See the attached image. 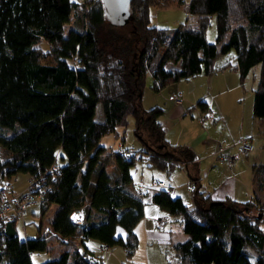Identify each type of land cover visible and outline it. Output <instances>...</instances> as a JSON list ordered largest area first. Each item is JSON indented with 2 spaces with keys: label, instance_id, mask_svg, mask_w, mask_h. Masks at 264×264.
I'll use <instances>...</instances> for the list:
<instances>
[{
  "label": "trees",
  "instance_id": "trees-1",
  "mask_svg": "<svg viewBox=\"0 0 264 264\" xmlns=\"http://www.w3.org/2000/svg\"><path fill=\"white\" fill-rule=\"evenodd\" d=\"M182 3L131 0L132 44L120 56L116 47L104 49V35L113 34L114 25L106 20L100 0H0V147L7 154L0 157V178L26 173L38 180L45 189L41 213L56 205L49 224L70 247L34 263L32 253L52 250L47 235L19 238L18 219L10 212L0 217V264H104L87 247L89 239L108 248L123 246L129 257L134 255V228L146 204L131 177L136 156L123 150L107 154L101 137L132 114L137 136L144 124L155 136V146L139 136L140 159L170 173L195 158L188 147L165 139L162 107H142L148 71L156 91L214 73L215 59L233 50L228 68L238 73L241 84L252 70L257 72L252 111L255 119H264V0H190L194 22L173 29L151 24V6ZM212 15L216 38L209 42ZM98 105L102 119L95 118ZM196 106L207 115L204 99ZM106 157L113 158V179ZM252 181L253 196L245 201L214 198L196 186L191 205L168 189L149 196L169 221L178 217L186 235L170 242L177 264H264V164L254 167ZM75 211L83 213L81 223L72 220ZM118 228L124 236L117 235Z\"/></svg>",
  "mask_w": 264,
  "mask_h": 264
},
{
  "label": "rangeland",
  "instance_id": "rangeland-1",
  "mask_svg": "<svg viewBox=\"0 0 264 264\" xmlns=\"http://www.w3.org/2000/svg\"><path fill=\"white\" fill-rule=\"evenodd\" d=\"M72 1H78L82 3L86 0ZM189 1L190 0H183V3L181 5H170L166 7L151 6L149 9L151 24L158 27L173 29L182 23L194 22L196 16L188 12L187 6ZM70 27L71 26L66 27L65 32H67ZM130 28L131 26L129 24L125 26H113V32L115 34H111L110 32L104 35L106 45L108 44V48L104 47V49L110 51V48L116 47L118 49V52L121 53L120 56L127 55L132 44L131 38H133V36L129 32ZM206 38L209 42L215 41V15L209 17V24L206 29ZM42 44L47 45V43L45 42H42ZM229 62L234 63L233 50L225 55H219L215 59L213 63V68L215 69L214 73L209 75L200 73L187 80L168 83L163 88L156 91L152 88L154 79L152 77V74L148 71L143 80L141 98L142 107L145 110H148L154 106L162 107L164 113L160 117V121L165 126V128L171 129L169 132L174 137L175 133H173V131H182L185 129L184 127L189 126L195 128V125H198L199 129H202L205 134H210L212 136L215 135L216 138L221 137V133H223V131L226 129L224 125H217V127L212 125L211 128L209 121L206 118L203 123L200 122L201 115L203 116V113H206V110L202 111L201 109L194 108L193 110L197 113L195 116L193 115V117L191 110L187 115H185V117H178L176 113H172L175 110L172 107L180 103H176L174 100L169 99V95H182L185 99V103L183 105L184 107H188L190 105L196 106L199 99H205L211 105L221 104L225 109H228V99H246L245 102H249L250 104V101L253 102V88L257 83V72L255 70H252L244 80L243 84H241L238 73L234 72L231 69L232 67L228 68ZM224 65H227L225 67L226 69H223ZM229 69L230 71L236 73L235 75L238 76L237 82L235 81V83H232V79H228V77H230L229 75L231 74L230 72V74H228ZM235 75L233 74L232 76L234 80L236 77ZM234 87L236 88L235 90L233 89ZM241 103L243 104L244 101H242ZM209 108L213 111V114H215L214 109H212L210 106ZM199 113H201L200 116ZM95 118L102 119V108L100 105H98L97 107ZM219 122L220 121H218V123ZM139 136L143 137L144 141H152L151 145L155 146V143L153 142L155 136L149 130L147 125H142ZM139 136H137L135 133V118L132 114H129L126 117V121L118 125L114 132L105 134L101 137L100 144L105 147V151L107 154L123 150L127 152V154L130 153V155L136 156V160L130 168L131 177L133 180L134 188L138 189L139 192L141 191L142 195H144L143 200L146 202L145 209L146 213L149 215L157 212L158 210H154L157 208L149 201V196L151 195V193L146 194L142 189H144L145 191H151L152 189L166 190L167 187L165 186L151 187L150 183H156L158 182V180H162L165 183L170 179V181L174 182L173 184H178V186L180 187L179 190L185 196V194L189 193L187 186L188 182L183 181L182 177L178 174L173 178V175L180 171L179 168H174L173 171L168 174L167 170H162L151 166L150 162L147 161V159H140L143 142L139 138ZM256 139L257 140L254 142V146L256 145V152L259 151L258 154L264 159V134L257 137ZM220 144H224L225 146H227L228 142L225 141ZM6 156L7 154L5 150L0 147L1 159H5ZM104 161H106L105 166L107 167V171L110 173L111 179H113L116 175L113 158L106 157ZM203 178V181L208 179L207 176ZM30 179L31 178H29L26 173H17L10 178H0V186L4 185L6 182H10L12 190L16 193H20L25 190ZM261 194V199L264 200V190L261 192ZM186 200H188V198H186ZM186 204H193V199L191 198L189 200V203ZM55 209L56 205L51 204L44 211V213H41L40 205H32L27 208V212L24 214V218H20L16 221L17 233L19 238L21 239L47 235V246L52 250L32 253L31 259L34 263H39L50 258H55L60 255V252L66 250L68 251L70 249L69 245L63 244L62 238L52 231L49 224V220L52 217ZM162 214L164 215L165 213ZM177 218L178 217L172 218L171 228L173 230V238H175V240H184L186 238V235L183 233L181 225L179 224L180 221ZM144 223L145 222L142 219L134 228L135 232L138 235L139 243L134 255L131 257L127 255L123 246L104 248L103 245H101L95 239H89L88 242H90V247L94 250L95 255L100 258L104 264H177L174 252L170 247L169 242L161 243V241L158 240H151L149 243H147L145 241L143 229V225H145ZM146 226L152 227V223L150 220H148ZM138 230L139 233L137 232ZM147 256L149 257V261H147ZM253 263H255V261Z\"/></svg>",
  "mask_w": 264,
  "mask_h": 264
},
{
  "label": "crops",
  "instance_id": "crops-1",
  "mask_svg": "<svg viewBox=\"0 0 264 264\" xmlns=\"http://www.w3.org/2000/svg\"><path fill=\"white\" fill-rule=\"evenodd\" d=\"M234 72L230 71V69L228 71V74H230L228 79L231 78L232 83H235V81L237 82L238 79V76L235 75L236 73ZM233 74L236 76L235 80L232 77ZM233 89L235 90L236 88L234 87ZM245 100L246 99H228V109H225L221 104L211 105L207 100H205L208 107L210 106L215 112V119L207 118L211 128L212 125L215 127H217V125H224L226 128L223 133H221L222 135L219 138H216L215 135L212 136L210 134H205L202 129H199L198 125H195V128L192 126L184 127L185 129L182 131L175 132L172 130L173 133H175L174 137L169 132L171 129L165 128L163 125L164 136L168 143L188 147L195 156L193 160H190L186 164L176 166L175 168H179L180 171L173 175V178L178 174L182 177L183 181L192 182L198 190L206 191L214 198L229 197L238 201L250 200L252 198L254 189L252 181L254 167L264 164L263 157L258 154L259 151L256 152V145L254 146V150L252 152L236 159L230 166L220 163L217 157L218 154L216 153L218 145L225 141L228 142V145H230L238 139L246 137L249 138L254 145V142L257 140L256 138L264 134V119H255L252 111L253 102L250 101L249 104V102L246 103ZM242 101H244L243 104L241 103ZM184 103L185 99L182 96L180 104L172 107L175 109L172 113H176L178 117H185V115H187L191 110L193 117V115L195 116L197 113L193 109H200L194 105L184 107ZM200 115L201 113H199V116ZM218 121L220 122L218 123ZM206 176L208 179L203 181V177ZM153 183L154 182L150 183L151 187H154ZM173 183L174 182L170 181V179L164 183V186L167 187L168 191L172 195L180 196L185 203H189L191 198L194 199L193 192L189 191V193L187 192L188 194H185L184 196V194L179 190L180 187L178 184ZM142 190L146 194H152L155 191L153 189L151 191ZM186 198H188V200H186ZM155 207L157 209L154 210L158 211L149 215L146 213V209L144 207V217L142 219L145 222V225H143L145 241L149 243L151 240H158L161 241V243H170L172 240H175V238H173V230L171 228L172 222L169 221L166 223L162 230L157 229L155 219L156 217L163 215L162 213L165 212L160 210L158 206L155 205ZM148 220L151 221L152 227L146 226ZM139 230L137 231L138 233ZM117 235L124 236V230L118 228ZM88 241L89 240L86 241V245L95 255V252L91 249L90 242ZM147 261H149V257Z\"/></svg>",
  "mask_w": 264,
  "mask_h": 264
},
{
  "label": "built area",
  "instance_id": "built-area-1",
  "mask_svg": "<svg viewBox=\"0 0 264 264\" xmlns=\"http://www.w3.org/2000/svg\"><path fill=\"white\" fill-rule=\"evenodd\" d=\"M169 99L174 100L177 103L181 102L180 95L172 94ZM206 117L214 118L213 111L208 108L207 115L201 116L200 122L203 123ZM254 150V145L249 138H240L231 145L225 146L224 144H219L217 149L219 162L222 164L231 165L236 159H239L243 155H246ZM178 165H181L178 163ZM28 182V187L20 193H16L12 190L11 184H7L4 187H0V217L8 215L10 212L17 219H23L24 214L27 212V208L32 205H38L43 200L42 188L40 182L34 177ZM164 186L163 181H158L153 184V186ZM188 189L190 191L195 190V185L191 182L187 183ZM139 194L142 195L140 191ZM72 220L76 223H81L83 219V213L81 211H75L72 213ZM170 220L169 216L161 215L156 217V227L162 228L166 222Z\"/></svg>",
  "mask_w": 264,
  "mask_h": 264
},
{
  "label": "water",
  "instance_id": "water-1",
  "mask_svg": "<svg viewBox=\"0 0 264 264\" xmlns=\"http://www.w3.org/2000/svg\"><path fill=\"white\" fill-rule=\"evenodd\" d=\"M106 20L114 26H125L132 19L131 0H100Z\"/></svg>",
  "mask_w": 264,
  "mask_h": 264
}]
</instances>
